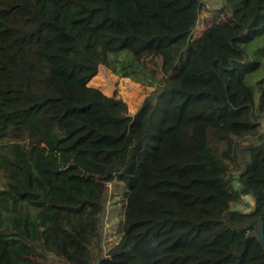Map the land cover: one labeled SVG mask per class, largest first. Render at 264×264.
Here are the masks:
<instances>
[{"label":"trees","instance_id":"obj_1","mask_svg":"<svg viewBox=\"0 0 264 264\" xmlns=\"http://www.w3.org/2000/svg\"><path fill=\"white\" fill-rule=\"evenodd\" d=\"M201 1L0 0V264H264V0L195 36Z\"/></svg>","mask_w":264,"mask_h":264},{"label":"rangeland","instance_id":"obj_2","mask_svg":"<svg viewBox=\"0 0 264 264\" xmlns=\"http://www.w3.org/2000/svg\"><path fill=\"white\" fill-rule=\"evenodd\" d=\"M220 0H202L195 5H183L185 11L187 29H192L195 36L201 35L207 29L206 19H216L220 21L227 20L229 12L219 5ZM194 5V6H193ZM140 61L144 66L150 70L153 76L157 78L162 77L163 57L159 51L145 52ZM89 85L100 88L105 94L116 95L117 98L125 101L128 106V112L134 113L138 107L145 92L150 89L147 82H135L130 78H119L111 73L107 68L100 66L97 74L90 80ZM253 207V200L249 196H244L233 206L234 209L249 210ZM122 209L120 202L114 206L110 203L107 207V214L104 219V236L105 242L103 245L104 251L113 241L116 235L114 233L113 224L118 220L116 218Z\"/></svg>","mask_w":264,"mask_h":264},{"label":"water","instance_id":"obj_3","mask_svg":"<svg viewBox=\"0 0 264 264\" xmlns=\"http://www.w3.org/2000/svg\"><path fill=\"white\" fill-rule=\"evenodd\" d=\"M258 239H259L260 243L262 244L263 250H264V234H263V231L261 229L258 231Z\"/></svg>","mask_w":264,"mask_h":264}]
</instances>
